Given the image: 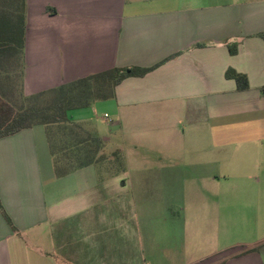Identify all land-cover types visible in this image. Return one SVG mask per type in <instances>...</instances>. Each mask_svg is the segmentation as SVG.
<instances>
[{
  "label": "crops",
  "instance_id": "crops-1",
  "mask_svg": "<svg viewBox=\"0 0 264 264\" xmlns=\"http://www.w3.org/2000/svg\"><path fill=\"white\" fill-rule=\"evenodd\" d=\"M23 60L25 94L154 68L69 112L89 165L58 176L42 124L0 138V264H264V0H27Z\"/></svg>",
  "mask_w": 264,
  "mask_h": 264
},
{
  "label": "trees",
  "instance_id": "trees-1",
  "mask_svg": "<svg viewBox=\"0 0 264 264\" xmlns=\"http://www.w3.org/2000/svg\"><path fill=\"white\" fill-rule=\"evenodd\" d=\"M26 30L27 0H0V138L38 124L44 125L55 172L62 176L102 158L101 154L98 155L102 140L76 133L79 125L69 124V112L113 99L116 87L125 78L143 76L154 67H113L25 94L23 53ZM230 51L235 53L236 46H231ZM226 76L236 79L239 87H248L247 77L233 68L226 71ZM19 83L18 97L11 98ZM62 132L70 135V141L59 138Z\"/></svg>",
  "mask_w": 264,
  "mask_h": 264
},
{
  "label": "rangeland",
  "instance_id": "rangeland-1",
  "mask_svg": "<svg viewBox=\"0 0 264 264\" xmlns=\"http://www.w3.org/2000/svg\"><path fill=\"white\" fill-rule=\"evenodd\" d=\"M17 84H18V82H17ZM20 86L21 85L19 83V88H16V91L14 92L12 97H11V93H10V97L11 98L18 97ZM102 119H105L104 116L102 114L98 113L97 119H95V121L99 125H101V128L103 129L105 136H109V137L112 138L111 141L108 143V146H107L109 148L108 150H110L111 148L114 147L115 143L118 142V138L116 137V135L110 133V129L111 128L109 126L108 121L107 120H102ZM146 206H147V210L149 212H155V213H158V214L165 213V215L166 214H171L172 215V214H177L180 211L179 205H172V204L170 205L169 203H165V204L148 203ZM156 224H157L158 228H163L165 230L166 229H170L173 226L172 220H170V219L169 220L165 219L163 222L157 221ZM190 246L192 247L193 245H190ZM168 264H170V263H168Z\"/></svg>",
  "mask_w": 264,
  "mask_h": 264
},
{
  "label": "built area",
  "instance_id": "built-area-1",
  "mask_svg": "<svg viewBox=\"0 0 264 264\" xmlns=\"http://www.w3.org/2000/svg\"><path fill=\"white\" fill-rule=\"evenodd\" d=\"M106 117H108V114H105Z\"/></svg>",
  "mask_w": 264,
  "mask_h": 264
}]
</instances>
